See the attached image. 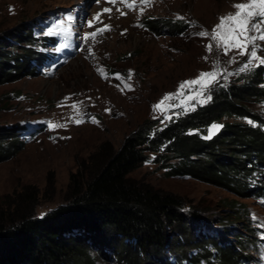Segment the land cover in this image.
I'll return each instance as SVG.
<instances>
[{
  "label": "rangeland",
  "instance_id": "rangeland-1",
  "mask_svg": "<svg viewBox=\"0 0 264 264\" xmlns=\"http://www.w3.org/2000/svg\"><path fill=\"white\" fill-rule=\"evenodd\" d=\"M248 2L0 0V34L34 23L36 46L50 53V60L37 74L0 85V127L23 126L21 140L26 141L11 159L0 163V205L7 196L33 186L41 195L37 214L43 215L62 203L71 174L102 145L119 149L143 127H162L172 117L202 104L209 94L203 82H184L216 72L215 83L210 85L213 91L235 78L249 59L244 49L232 47L217 55L216 42L197 33L224 31L216 29L220 18L235 14L238 9L234 5ZM105 8L111 11L104 12ZM154 17H182L192 27L183 36L156 35L144 23ZM61 20L64 23L55 28L54 35H44ZM93 32L94 37L90 35ZM60 44L66 47L57 51ZM210 44L212 51L208 50ZM257 45L264 48V41H257ZM258 55L264 57V50ZM162 101L161 108H154ZM254 109L264 116V103ZM132 176L181 195L187 209L196 207L212 221L224 216L226 201L245 204L255 229L256 239L250 241L255 247H249L253 264H264V197L243 199L191 177L168 176L166 169L152 161ZM99 264L116 263L101 259Z\"/></svg>",
  "mask_w": 264,
  "mask_h": 264
},
{
  "label": "trees",
  "instance_id": "trees-1",
  "mask_svg": "<svg viewBox=\"0 0 264 264\" xmlns=\"http://www.w3.org/2000/svg\"><path fill=\"white\" fill-rule=\"evenodd\" d=\"M144 23L156 35L183 36L192 27L174 17ZM35 26L0 34V85L37 74L50 60L36 46ZM263 84L264 67L239 72L214 88L207 103L162 127H143L119 149L102 145L71 174L62 203L43 215L36 187L7 196L0 205V264H253L255 229L245 204L226 201L224 216L212 221L187 209L181 195L132 174L152 161L168 176L191 177L243 199L264 197V116L254 109L264 103ZM213 124L223 127L205 139ZM0 128L1 163L26 141L23 126Z\"/></svg>",
  "mask_w": 264,
  "mask_h": 264
},
{
  "label": "snow or ice",
  "instance_id": "snow-or-ice-1",
  "mask_svg": "<svg viewBox=\"0 0 264 264\" xmlns=\"http://www.w3.org/2000/svg\"><path fill=\"white\" fill-rule=\"evenodd\" d=\"M99 2V0H97ZM110 2L114 3L115 0H110ZM127 3V0H124ZM143 3H148L149 0H142ZM135 0H133V4ZM133 4H129V7H132ZM238 11L235 14H229L227 17H221L220 23L216 25V29H223L224 31H216L215 29L212 32L201 31L197 33L200 37L210 36L213 41L216 42L217 55L226 54L229 51V48H242L244 49L243 54L247 55L249 59L244 62L243 66L239 69L241 72H250L254 70L255 67H259L264 65V57H260L258 55V51L264 50L257 45V41H264V0H249L247 4L239 3L234 5ZM104 12H110L111 9L105 8ZM258 18V19H257ZM69 19H72L69 17ZM180 19H183L182 17ZM255 20V22H252ZM64 23L63 20L58 21L57 25L50 27L44 35L52 36L55 34V28L59 27ZM88 25L92 26V21H88ZM101 31V30H97ZM91 36H95L96 33L93 32L90 34ZM243 37V40H241ZM66 47L65 44H60L57 51L60 49H64ZM212 45H208V50L212 51ZM251 48V51L248 49ZM222 50V51H221ZM83 51V49H81ZM235 58H233L234 60ZM231 62V61H229ZM219 68V62L216 65ZM216 72H206L201 74V80L194 81H186L184 84H200L203 82L206 91L209 93L206 98L203 99V103H207L211 100L210 92L212 91V87L210 85H214L216 79ZM181 85V87L184 86ZM191 99V97H190ZM163 105V101L160 105L154 106V108H161ZM80 121H77L79 123ZM95 122V121H93ZM249 124H252V121H248ZM65 125H58V127H64ZM223 127L222 125L213 124L208 129V135L204 137L205 139H210L216 130ZM253 219H255L253 217ZM261 235H264L262 233ZM261 259L264 261V252L261 253Z\"/></svg>",
  "mask_w": 264,
  "mask_h": 264
},
{
  "label": "bare ground",
  "instance_id": "bare-ground-1",
  "mask_svg": "<svg viewBox=\"0 0 264 264\" xmlns=\"http://www.w3.org/2000/svg\"><path fill=\"white\" fill-rule=\"evenodd\" d=\"M65 1L67 2V1H73V0H65Z\"/></svg>",
  "mask_w": 264,
  "mask_h": 264
}]
</instances>
